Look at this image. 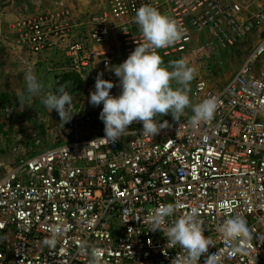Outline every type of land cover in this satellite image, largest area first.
<instances>
[{
    "label": "built area",
    "instance_id": "built-area-1",
    "mask_svg": "<svg viewBox=\"0 0 264 264\" xmlns=\"http://www.w3.org/2000/svg\"><path fill=\"white\" fill-rule=\"evenodd\" d=\"M150 5L174 18L186 35L158 49L164 66L181 58L199 71L212 56L252 42L234 75L221 88L200 77L193 100L215 96L214 119L189 125L191 110L160 132L142 136V122L113 141L99 118L103 105L80 110L64 139L32 154L0 178V264H89L79 245L104 250L102 264H171L180 253L163 234L150 231L149 211L180 202L177 216L199 209L209 251L223 264H264V0H98L81 34L67 29V56L73 72L86 81L98 73L122 89L111 69L124 62L143 37L134 16ZM35 51L56 45L41 23H23ZM88 128L92 135H76ZM247 221L251 239L245 252L227 256L217 228L231 216ZM67 229L55 249L43 244L51 226ZM130 229V230H129ZM200 264H203L201 258Z\"/></svg>",
    "mask_w": 264,
    "mask_h": 264
},
{
    "label": "clouds",
    "instance_id": "clouds-1",
    "mask_svg": "<svg viewBox=\"0 0 264 264\" xmlns=\"http://www.w3.org/2000/svg\"><path fill=\"white\" fill-rule=\"evenodd\" d=\"M133 19L144 42L137 45L124 62L111 69L119 78L122 91L118 96L110 95L114 83L103 79L101 72L90 93L92 106L103 105L99 114L104 123L105 137L102 139L115 142L129 132V126L136 121L142 122V136L154 137L165 124L168 125L167 121L161 123L157 117L171 114L174 121L180 122L186 109L192 112L188 121L191 127L210 123L217 112L218 99L211 96L195 104L190 100V84L197 68L183 58L164 66L157 52L183 39L186 30L174 18L150 5H141ZM21 70L24 71L26 94L18 96L20 107H29L33 98L39 97L49 112L55 110L58 113L62 125L70 122L76 113L72 111L73 97L65 90L66 86L61 85L56 92L46 90L51 85L46 86L38 78L33 66ZM182 208L180 202L162 204L150 210L147 217L150 231L159 230L167 240V247L179 246L181 249L171 264H200L201 258L203 264H223V254L209 251L213 241L204 234L199 209L192 207L177 216ZM66 231L64 227L51 226L50 235L44 238L43 244L55 249ZM217 231L227 246L228 257L234 258L245 252L243 244L251 239V233L244 217L236 215L225 219ZM79 250L89 257V264H102L103 249L82 241Z\"/></svg>",
    "mask_w": 264,
    "mask_h": 264
},
{
    "label": "rangeland",
    "instance_id": "rangeland-1",
    "mask_svg": "<svg viewBox=\"0 0 264 264\" xmlns=\"http://www.w3.org/2000/svg\"><path fill=\"white\" fill-rule=\"evenodd\" d=\"M97 3L98 0H0V178L16 163L62 141L64 129L75 122L72 118L62 125L58 113L49 112L39 97L22 109L18 96L26 94V82L21 69L33 66L38 78L46 86L51 85L46 90L56 92L65 85L73 105L80 110L98 107L89 103L96 79L86 81L73 72L66 53L67 29L72 27L74 35L84 32ZM34 22L44 25L48 41L54 40L56 45L42 51L31 48L21 27ZM253 45L246 42L222 49L218 56L206 61L191 81V102L194 103L192 92L199 77L209 86L223 87ZM76 131V135L94 134L88 128Z\"/></svg>",
    "mask_w": 264,
    "mask_h": 264
},
{
    "label": "crops",
    "instance_id": "crops-1",
    "mask_svg": "<svg viewBox=\"0 0 264 264\" xmlns=\"http://www.w3.org/2000/svg\"><path fill=\"white\" fill-rule=\"evenodd\" d=\"M189 111V110H188ZM188 111L185 113V114H187L188 113Z\"/></svg>",
    "mask_w": 264,
    "mask_h": 264
}]
</instances>
